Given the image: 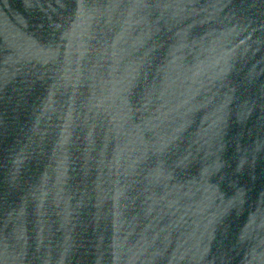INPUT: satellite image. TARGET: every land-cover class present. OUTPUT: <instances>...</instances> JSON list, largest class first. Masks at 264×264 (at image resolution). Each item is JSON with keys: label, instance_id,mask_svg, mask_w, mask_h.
I'll return each mask as SVG.
<instances>
[{"label": "water", "instance_id": "1", "mask_svg": "<svg viewBox=\"0 0 264 264\" xmlns=\"http://www.w3.org/2000/svg\"><path fill=\"white\" fill-rule=\"evenodd\" d=\"M0 264H264V0H0Z\"/></svg>", "mask_w": 264, "mask_h": 264}]
</instances>
